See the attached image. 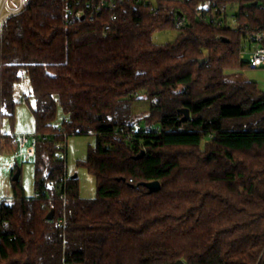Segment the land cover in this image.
Masks as SVG:
<instances>
[{
  "label": "trees",
  "instance_id": "trees-1",
  "mask_svg": "<svg viewBox=\"0 0 264 264\" xmlns=\"http://www.w3.org/2000/svg\"><path fill=\"white\" fill-rule=\"evenodd\" d=\"M67 1L31 0L0 29V128L27 76L39 134L35 194L13 179L21 162L0 203V264H264V90L229 74L250 66L241 33L197 19L200 0H129L73 22ZM239 16L264 29L255 3ZM165 28L176 40L154 42ZM91 134L85 198L55 145ZM16 136L0 133L2 154Z\"/></svg>",
  "mask_w": 264,
  "mask_h": 264
},
{
  "label": "rangeland",
  "instance_id": "rangeland-1",
  "mask_svg": "<svg viewBox=\"0 0 264 264\" xmlns=\"http://www.w3.org/2000/svg\"><path fill=\"white\" fill-rule=\"evenodd\" d=\"M13 2L15 0H12ZM178 29L165 28L157 30L153 34V40L159 44H166L176 40ZM229 74L235 79L249 80L257 83L260 89L264 90V67L253 68L251 66L238 70H231ZM32 84L30 79L25 76L17 84L15 116L13 120L5 118L0 128L2 135L34 134L37 131L35 117L30 108L26 97L31 95ZM31 105L34 107L35 100L29 98ZM149 102L146 100L138 101L133 104V116L136 118L145 116L149 111ZM65 116L59 112L56 125H62ZM96 136L91 135H70L67 138L66 165L69 175H78L80 181V193L85 198H93L97 192L96 179L88 169L82 165L86 160L91 147L96 145ZM22 164L21 182L24 186L27 196L35 194V169L34 161H26ZM13 200V181L12 172L9 167L8 154L0 153V203L11 202Z\"/></svg>",
  "mask_w": 264,
  "mask_h": 264
},
{
  "label": "built area",
  "instance_id": "built-area-1",
  "mask_svg": "<svg viewBox=\"0 0 264 264\" xmlns=\"http://www.w3.org/2000/svg\"><path fill=\"white\" fill-rule=\"evenodd\" d=\"M30 1L15 0L13 2L12 0H0V29L8 17L23 11ZM125 1L129 0H73L67 1L68 4L65 11L69 22L83 17L94 19L106 7L114 9ZM149 1L152 0H136L139 3H147ZM243 3H255L260 8H264V0H200L195 8V16L208 25L226 27L241 33V58L246 59L253 68L264 67V29H254L250 23L241 22L239 14ZM114 18H116L115 15L113 16ZM185 22L186 18L182 16L177 22V27H182ZM16 138L17 151L9 155V166L11 169L17 168L21 162L34 158L39 143V134L37 133L18 134ZM55 148L58 157H65L67 139L57 142Z\"/></svg>",
  "mask_w": 264,
  "mask_h": 264
},
{
  "label": "water",
  "instance_id": "water-1",
  "mask_svg": "<svg viewBox=\"0 0 264 264\" xmlns=\"http://www.w3.org/2000/svg\"><path fill=\"white\" fill-rule=\"evenodd\" d=\"M226 41H228V40L226 39ZM205 61H206V57L202 58V59H199V62L201 64L203 62H205ZM188 114H189V111L186 110V115H188ZM143 154H144V151H142L141 154L138 155V157L142 156ZM21 173H22V170H21L20 167H18L17 172L13 176V179L14 180H18L20 175H21ZM145 186H147L149 188V190L152 191V192L153 191H159L161 189V183L158 180L147 182V183H145ZM52 216H53V213L51 214L50 218H52ZM177 264H186V263L183 260H178Z\"/></svg>",
  "mask_w": 264,
  "mask_h": 264
},
{
  "label": "crops",
  "instance_id": "crops-1",
  "mask_svg": "<svg viewBox=\"0 0 264 264\" xmlns=\"http://www.w3.org/2000/svg\"><path fill=\"white\" fill-rule=\"evenodd\" d=\"M1 153V152H0ZM2 154V153H1ZM5 155V154H4ZM9 156V155H8ZM10 167V166H9ZM11 172H12V169H11Z\"/></svg>",
  "mask_w": 264,
  "mask_h": 264
}]
</instances>
